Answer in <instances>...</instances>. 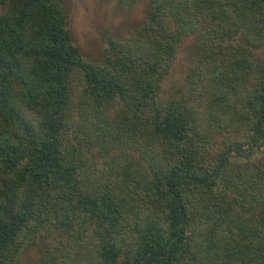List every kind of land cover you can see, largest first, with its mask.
<instances>
[{
    "label": "trees",
    "instance_id": "16d2710c",
    "mask_svg": "<svg viewBox=\"0 0 264 264\" xmlns=\"http://www.w3.org/2000/svg\"><path fill=\"white\" fill-rule=\"evenodd\" d=\"M145 1L0 0V264H264V0Z\"/></svg>",
    "mask_w": 264,
    "mask_h": 264
},
{
    "label": "rangeland",
    "instance_id": "374dc122",
    "mask_svg": "<svg viewBox=\"0 0 264 264\" xmlns=\"http://www.w3.org/2000/svg\"><path fill=\"white\" fill-rule=\"evenodd\" d=\"M146 2L128 10L119 6L116 0H67L75 42L87 60L100 64L109 50V39L127 32L143 20ZM33 260L29 253L24 264H33Z\"/></svg>",
    "mask_w": 264,
    "mask_h": 264
}]
</instances>
